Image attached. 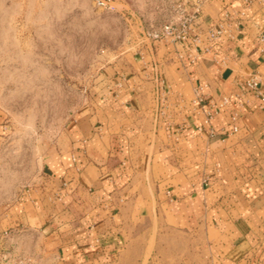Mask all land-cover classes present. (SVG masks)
<instances>
[{"label": "crops", "instance_id": "1", "mask_svg": "<svg viewBox=\"0 0 264 264\" xmlns=\"http://www.w3.org/2000/svg\"><path fill=\"white\" fill-rule=\"evenodd\" d=\"M227 12L235 38L223 35L209 51L203 42L146 41L96 72L57 137L38 149L41 170L12 202L0 255L30 264H264V0H206L198 19L205 29ZM198 86L203 102H194ZM7 129L0 123V139ZM167 229L181 239H166L169 258L154 249L146 257L154 231Z\"/></svg>", "mask_w": 264, "mask_h": 264}, {"label": "rangeland", "instance_id": "2", "mask_svg": "<svg viewBox=\"0 0 264 264\" xmlns=\"http://www.w3.org/2000/svg\"><path fill=\"white\" fill-rule=\"evenodd\" d=\"M183 1L206 0H0V123L8 125L0 139V238L11 232L5 220L15 196L41 170L40 149L81 105L96 72L138 55ZM178 236L155 230L146 257L154 249L169 258L166 243Z\"/></svg>", "mask_w": 264, "mask_h": 264}, {"label": "built area", "instance_id": "3", "mask_svg": "<svg viewBox=\"0 0 264 264\" xmlns=\"http://www.w3.org/2000/svg\"><path fill=\"white\" fill-rule=\"evenodd\" d=\"M199 14L200 3L187 4L183 1L177 5L176 14L150 31L148 36L154 41L179 42L185 46L198 45L200 42H203L205 43L204 47L198 46L200 51H209L212 48V43L223 35L235 38V35L231 34L225 25V22L232 18L230 12L224 15V19L220 23L211 25L205 29L198 19ZM248 84L250 87H257V77H251ZM201 89L202 86L197 87V95L194 102L204 101V97L200 93ZM262 99L264 100V96H262ZM210 118L211 114L209 113L205 119V123H208ZM0 264H30V262L23 257L10 256L4 252L0 255Z\"/></svg>", "mask_w": 264, "mask_h": 264}]
</instances>
